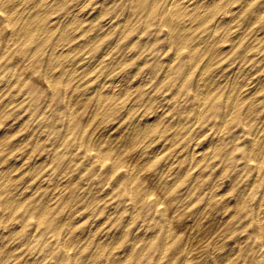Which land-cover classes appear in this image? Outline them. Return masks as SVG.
Returning <instances> with one entry per match:
<instances>
[{"label": "rangeland", "instance_id": "obj_1", "mask_svg": "<svg viewBox=\"0 0 264 264\" xmlns=\"http://www.w3.org/2000/svg\"><path fill=\"white\" fill-rule=\"evenodd\" d=\"M52 1L0 0V264H264V0Z\"/></svg>", "mask_w": 264, "mask_h": 264}, {"label": "bare ground", "instance_id": "obj_2", "mask_svg": "<svg viewBox=\"0 0 264 264\" xmlns=\"http://www.w3.org/2000/svg\"><path fill=\"white\" fill-rule=\"evenodd\" d=\"M52 1V0H51ZM56 1V0H55ZM137 1V0H136ZM156 1V0H155ZM191 1V0H190ZM189 0H174L172 3H171V5L172 6H174V8H175V14L177 15L176 17L178 18V19H180L181 20V22H183L184 21V18L186 19L187 17L188 18H192V19H194V20H196V19H198V18H200V11L199 12H197L198 11V8L196 9V11L195 10H193L194 9V6H192V4H191V2H190ZM197 1V0H196ZM25 2V1H24ZM40 2V1H39ZM48 2V1H47ZM195 2V1H194ZM38 3V2H37ZM48 3H50V2H48ZM52 3H54L53 1H52ZM154 3V2H153ZM169 3V4H170ZM193 3V2H192ZM47 4V3H46ZM45 4V5H46ZM56 4V3H55ZM155 4V3H154ZM7 5V7H8V4H6ZM48 5V4H47ZM30 6H31V4H30ZM43 6V5H42ZM52 6V5H51ZM57 6V5H56ZM154 6V5H153ZM198 6V5H197ZM200 6V5H199ZM6 7V8H7ZM38 7V6H37ZM18 8V7H17ZM170 8V7H169ZM200 8H201V6H200ZM205 9H206V7H204ZM33 9V8H32ZM36 9V8H35ZM39 9V8H38ZM205 9H204V11H205ZM207 9H208V7H207ZM14 10V9H13ZM40 10V9H39ZM42 10V9H41ZM49 10V9H48ZM202 10V9H201ZM43 11H45V9L43 10ZM203 11V10H202ZM31 12V11H30ZM35 12V11H34ZM7 13V12H6ZM9 15V14H8ZM28 15V14H27ZM36 15V14H35ZM47 15H48V17H49V14L47 13ZM43 16V15H42ZM26 17V16H25ZM27 18V17H26ZM84 18V17H83ZM206 18V17H205ZM45 19V18H44ZM209 19V18H208ZM24 20V19H23ZM33 21H34V19H32V21H30L31 23H33ZM54 21V20H53ZM186 21H187V19H186ZM209 21V20H208ZM51 23V22H50ZM186 23V22H185ZM22 24H24V23H22ZM25 24H27V23H25ZM36 24V23H35ZM188 24H189V26L191 25L189 22H188ZM28 25H29V23H28ZM27 25V26H28ZM43 25V24H42ZM176 25V24H175ZM183 25V24H182ZM197 25V24H196ZM44 26V25H43ZM177 26V25H176ZM178 26H180V23H179V25ZM25 27H26V25H25ZM41 28H42V26H40ZM53 27V26H52ZM187 27H188V25H187ZM196 27V26H195ZM178 28V27H177ZM176 28V29H177ZM183 29L182 30H184L185 29V31H186V25L184 24V26L182 27ZM22 29V28H21ZM26 29V28H25ZM181 29V28H180ZM63 30V29H62ZM181 30V31H182ZM45 31V30H44ZM225 31V30H224ZM223 31V32H224ZM40 33H41V31H40ZM181 34V33H180ZM226 34V33H225ZM19 35V34H18ZM43 35V34H42ZM24 36V35H23ZM178 36V35H177ZM183 36H184V34H183ZM225 36V35H224ZM223 36V37H224ZM26 37H28V36H26ZM185 38H186V36H185ZM35 39V38H34ZM37 39V38H36ZM27 41V40H26ZM38 41V40H37ZM24 42V41H23ZM188 43V42H187ZM185 44V43H184ZM22 45H23V43H22ZM20 49V48H19ZM52 51V50H51ZM62 59V58H61ZM174 60V59H173ZM208 60V59H207ZM49 61V60H48ZM20 70V69H19ZM18 70V71H19ZM239 76V75H238ZM249 84V83H248ZM102 91V90H101ZM66 93V92H65ZM240 93V92H239ZM241 94V93H240ZM200 95V94H199ZM237 96V95H236ZM239 96V95H238ZM237 96V97H238ZM247 98V97H246ZM235 99V98H234ZM236 100V99H235ZM238 100L239 99H237V102H238ZM232 103V102H231ZM230 107V106H229ZM232 107V106H231ZM232 110V109H231ZM232 112V111H231ZM70 120V119H69ZM260 134V133H259ZM136 177H138V176H136ZM136 179V178H135ZM28 198V197H27ZM12 214V213H11ZM9 216V215H8ZM68 235V234H67ZM164 251V250H163Z\"/></svg>", "mask_w": 264, "mask_h": 264}]
</instances>
